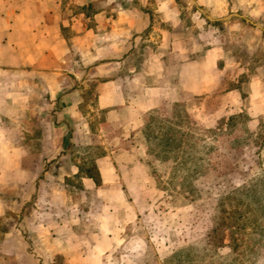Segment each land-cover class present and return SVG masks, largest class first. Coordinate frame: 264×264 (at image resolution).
<instances>
[{"label":"rangeland","instance_id":"374dc122","mask_svg":"<svg viewBox=\"0 0 264 264\" xmlns=\"http://www.w3.org/2000/svg\"><path fill=\"white\" fill-rule=\"evenodd\" d=\"M200 2L177 0L175 37L155 21L134 48L132 99L116 122L86 91L81 115L93 136L70 134L63 157L97 177L94 161L109 157L116 182L103 190L118 193L108 200L79 180L49 181L69 191L64 205H77L88 226L118 224L105 264H264V12L254 19L236 0ZM62 119L73 131L78 118ZM62 218L70 220L66 208ZM20 237L19 264H63L37 251L29 261L27 230ZM10 258L0 245V264H17Z\"/></svg>","mask_w":264,"mask_h":264},{"label":"crops","instance_id":"0c3cea01","mask_svg":"<svg viewBox=\"0 0 264 264\" xmlns=\"http://www.w3.org/2000/svg\"><path fill=\"white\" fill-rule=\"evenodd\" d=\"M236 2L250 11L249 0ZM260 5L251 7V18L262 15L264 1ZM148 6L154 13L144 10ZM179 10L177 0H0V225L7 229L0 245H10L11 261L21 259L22 229L31 262L37 251L47 263L105 264L118 241V224L102 217L88 226L77 205H64L69 191L49 181L79 180L89 194L116 182L109 157L94 161L98 177L80 161L64 159L70 134L93 136L81 115L90 88L97 108L116 122L132 99L134 48L147 41L155 21L166 23L160 31L165 38L175 37ZM62 117L78 118L73 131ZM103 193L110 200L118 191L113 186ZM36 199L43 205L36 208ZM64 208L70 220L62 218ZM108 208L105 216L115 207ZM21 213H27L24 223Z\"/></svg>","mask_w":264,"mask_h":264}]
</instances>
